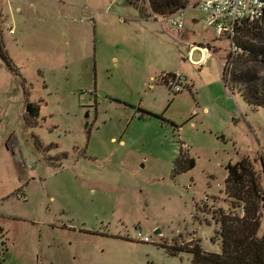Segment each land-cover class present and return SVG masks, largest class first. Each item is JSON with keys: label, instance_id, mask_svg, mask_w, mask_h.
I'll use <instances>...</instances> for the list:
<instances>
[{"label": "rangeland", "instance_id": "rangeland-1", "mask_svg": "<svg viewBox=\"0 0 264 264\" xmlns=\"http://www.w3.org/2000/svg\"><path fill=\"white\" fill-rule=\"evenodd\" d=\"M139 14L127 0H0V48L17 65L0 57V264H190L160 245L220 251L221 216L244 214L228 163L244 160L264 196V106L223 81L249 70L246 91L264 101V56L232 58L264 34L216 37L193 8L183 31ZM200 48L207 60L191 62ZM181 153L195 166L175 174Z\"/></svg>", "mask_w": 264, "mask_h": 264}, {"label": "trees", "instance_id": "trees-1", "mask_svg": "<svg viewBox=\"0 0 264 264\" xmlns=\"http://www.w3.org/2000/svg\"><path fill=\"white\" fill-rule=\"evenodd\" d=\"M127 2L139 11L141 18L156 19L158 16L167 17L178 9L185 8L189 0H147V12L144 6L137 3V1L127 0ZM246 29L250 33L264 34V21L260 24L251 25ZM236 44L240 51L233 57L228 55L229 59L230 57L235 58V60L240 57H250L252 59L255 56H264V47L251 48L252 44L249 41L245 43L237 41ZM0 57L4 61L6 69L12 73L16 72L17 67L4 51H1ZM234 75L232 72L228 77L226 73L223 76L224 83L231 84L232 87L239 90L248 103H252L254 106H264V101L251 98L249 92L246 91V86L249 85L248 79H253V74L248 70L242 72L239 76L235 77ZM40 113V104L27 103L23 115L25 123L30 126L37 125V118ZM39 147L41 148V146ZM51 148H57L56 144H48L43 150L48 151ZM62 156L65 157V154H62ZM174 165L173 172L179 174L192 169L195 166V161L193 158L183 156L181 153L176 157ZM226 168L228 171L226 186H228L232 198L244 202V214L242 216H229L228 214L221 216L219 221L221 223L220 230L217 232L221 240L220 251L211 253L204 251L199 245V241L193 246L190 244L189 247L176 248L174 245L171 247L160 245L166 249L168 254L176 256L181 251L190 252L192 254L190 264H264V232L260 236L258 235L262 216L260 209L264 205V196L259 192L261 188L256 184L255 173L246 166L244 160L234 165L228 163Z\"/></svg>", "mask_w": 264, "mask_h": 264}, {"label": "built area", "instance_id": "built-area-1", "mask_svg": "<svg viewBox=\"0 0 264 264\" xmlns=\"http://www.w3.org/2000/svg\"><path fill=\"white\" fill-rule=\"evenodd\" d=\"M192 8L204 15L205 26L210 28L216 37L226 34L231 39L243 24L251 26L264 21V0H194L193 2L189 1L185 8L178 9L165 19L162 16L157 18L160 22H166L171 28L183 31L188 15L187 11ZM90 22L92 21L90 20ZM233 49L237 52L240 51L236 45H233ZM188 54L190 59L191 51ZM207 58L208 52L200 59L201 63H205ZM162 78L167 83L165 86L174 92H181L187 85L186 77L178 72L163 74ZM21 200L25 201L26 197L21 196ZM136 238L141 243L151 242L150 237L140 231L136 232Z\"/></svg>", "mask_w": 264, "mask_h": 264}, {"label": "crops", "instance_id": "crops-1", "mask_svg": "<svg viewBox=\"0 0 264 264\" xmlns=\"http://www.w3.org/2000/svg\"><path fill=\"white\" fill-rule=\"evenodd\" d=\"M88 17H89V16H88ZM140 18H141V17H140ZM152 19H154V18H152ZM90 20L93 21V16H92V15H91L90 18H89V21H90ZM141 20L148 21L149 19L143 18V19H141ZM154 20H155V19H154ZM204 49H207V48H203V49L200 48V49H194V50H192V51H191V55H190V61L195 63L196 60H193V59H192V55H193V53H194L196 50H198V51L200 52L198 58H200V56L203 55ZM208 51H209V50H208ZM9 58H10V57H9ZM10 59H11V58H10ZM2 62H3V61H2ZM2 62L0 63V67L3 65ZM12 63H13L15 66H17V65L15 64L14 61H13ZM6 72H8V71H6ZM8 73H11V72H8ZM8 137H9V136H8ZM8 137H7V138H8ZM35 138L37 139V143H38V145L41 146V148H43L45 145H42V144L39 142V140H38L37 137H35ZM5 142H6V140H5ZM12 144H13V143L11 142L10 146H11ZM49 144H52V143H49ZM54 144H56V143H54ZM5 146H6V144H5ZM7 146H8V145H7ZM46 146H47V145H46ZM46 146H45V147H46ZM56 146H57V145H56ZM45 147H44V148H45ZM57 148H58V147H57ZM57 148H56V149H57ZM54 149H55V148H54ZM49 157H53V156L49 155Z\"/></svg>", "mask_w": 264, "mask_h": 264}, {"label": "water", "instance_id": "water-1", "mask_svg": "<svg viewBox=\"0 0 264 264\" xmlns=\"http://www.w3.org/2000/svg\"><path fill=\"white\" fill-rule=\"evenodd\" d=\"M0 54H1V48H0ZM154 232H155V234H156V233L158 234V233H159V230L156 229Z\"/></svg>", "mask_w": 264, "mask_h": 264}, {"label": "bare ground", "instance_id": "bare-ground-1", "mask_svg": "<svg viewBox=\"0 0 264 264\" xmlns=\"http://www.w3.org/2000/svg\"><path fill=\"white\" fill-rule=\"evenodd\" d=\"M206 52H208V49H204L203 55H205Z\"/></svg>", "mask_w": 264, "mask_h": 264}]
</instances>
